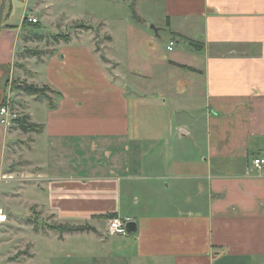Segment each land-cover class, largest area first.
<instances>
[{
    "label": "crops",
    "instance_id": "0c3cea01",
    "mask_svg": "<svg viewBox=\"0 0 264 264\" xmlns=\"http://www.w3.org/2000/svg\"><path fill=\"white\" fill-rule=\"evenodd\" d=\"M144 2L160 7V24L175 47L184 41L189 59L177 53L140 67L128 40L103 62L85 36L71 37L33 67L54 98L15 107L41 129L0 123V264L14 225L33 248L47 246L46 264L62 256L88 264H264V166L253 164L264 159V0H135L136 22L147 29L154 18L140 13ZM23 31L3 18L0 71L16 59ZM27 137L12 170V147ZM112 216L136 222L137 232L109 235ZM39 218L54 224L49 234L32 225ZM66 226L89 229L62 232Z\"/></svg>",
    "mask_w": 264,
    "mask_h": 264
},
{
    "label": "rangeland",
    "instance_id": "374dc122",
    "mask_svg": "<svg viewBox=\"0 0 264 264\" xmlns=\"http://www.w3.org/2000/svg\"><path fill=\"white\" fill-rule=\"evenodd\" d=\"M110 1L112 0H6L4 20L7 18L11 21L12 25L20 27L23 23L24 31L20 35L16 59L13 61V64L3 66L4 68L0 71H5V76L3 75L5 80L1 82L3 84L5 82L4 85L2 84L5 86L3 88L5 90V97L2 102L0 101V107L9 105L12 108L17 106L25 108L33 100L46 99V97L52 100L54 98V95L51 97L52 93L50 91L45 92L46 94L44 96L41 95V97L28 95L23 91L29 87L38 88L41 91L45 90L44 87L46 86L40 85L37 83L36 78H34L33 67L34 64L36 65L41 61L40 59L43 56L46 57L50 49L55 46L56 41L54 40V36H70L74 39L75 37L78 38V35L85 36L86 40L94 45L96 53L101 57L103 62L108 60L104 57L108 55V52L111 51V54H115V51H119L118 49L115 50L116 47L114 46H117V48L124 46L125 48L128 40L132 49V61L140 65V67H146L148 60L153 59L157 61L158 57L169 61L177 53H183L182 56L185 59L191 57L184 53L183 50L187 49L184 41L181 40L178 41L177 47L174 45L173 52L168 50V46H170V42L173 39V34L169 31L166 24L163 25L159 22V17H161L160 7L151 5L149 2H144L141 6L139 11L142 15L154 18L153 21L147 20L151 23L150 27L146 29V27L140 26L143 24L142 21H138L140 24L136 22L138 18L134 16L132 9V3L135 0H113V3L117 1L114 4H110ZM27 16L37 18L38 25H30L27 22ZM152 26L162 27L160 36L152 29ZM159 27L156 29H159ZM108 32L113 36L114 42L109 37ZM40 37L43 39L40 40ZM111 43L114 45L112 46ZM109 47L110 50L108 49ZM41 51L44 54L40 56L32 55L35 52ZM107 66L111 70L114 67L113 63ZM140 71L143 72L144 69H140ZM154 92L159 103L161 102L164 105L165 100H168L169 105L170 99L167 92H163L159 88H155ZM31 141L32 138L30 137L22 141L17 140L15 146L12 147L14 156L17 159L12 164V170L19 169V165L22 164V161L21 163L19 161V151L20 149L24 150V148L26 150V145L29 146V142ZM12 151L11 156L13 155ZM34 214L33 211L30 217L31 221L35 218ZM39 220L40 223L32 224L39 231L49 234L50 230L54 229V224L48 223L46 219L39 218ZM18 229H20L19 225L11 226L10 238L13 241L4 264H46L48 262L46 260L48 256L45 253L47 246L42 245L36 238L38 247L33 248L32 241L29 242L19 237L22 236L21 233L24 235V232H20ZM28 232L33 233V229L28 230ZM82 244L86 246L83 241L73 243V245L78 246ZM91 247L94 251L97 250V247L95 249L93 244ZM71 248L75 249V246H71ZM34 253H38L36 260L34 259ZM52 258L54 260V257ZM57 260H54V264H88L86 262L83 263V260L78 257L73 260V258L68 257L66 259V257L62 256Z\"/></svg>",
    "mask_w": 264,
    "mask_h": 264
},
{
    "label": "built area",
    "instance_id": "2783aa9c",
    "mask_svg": "<svg viewBox=\"0 0 264 264\" xmlns=\"http://www.w3.org/2000/svg\"><path fill=\"white\" fill-rule=\"evenodd\" d=\"M26 19H27V22L31 24H35L38 22V19L32 16H27ZM174 45L175 43L171 42L169 50H172ZM19 119H20L19 110L12 108L9 105L0 107V123L4 127L10 128L13 125V123ZM253 164L256 169H260L264 166V159L257 158L254 160ZM130 221H131L130 219H122V218H117V217L114 219H111L108 225L109 235L111 236L127 235L126 225Z\"/></svg>",
    "mask_w": 264,
    "mask_h": 264
},
{
    "label": "trees",
    "instance_id": "16d2710c",
    "mask_svg": "<svg viewBox=\"0 0 264 264\" xmlns=\"http://www.w3.org/2000/svg\"><path fill=\"white\" fill-rule=\"evenodd\" d=\"M132 9H133V12H134V16H136V13H135V10H134L133 7H132ZM29 24L30 25H38V22L35 23V24H31V23H29ZM39 39L41 40L43 38L40 37ZM54 40L56 41V43H61V42L67 43V42H70L71 41V37L70 36H68V37L67 36L66 37L65 36H54ZM187 41H188V44L193 49H195L196 51H201L203 49V44L202 43L195 42V41H192V40H187ZM50 53H52V52L51 51L48 52V54H50ZM42 54H44V52L41 51V52H35L32 55H34V56H40ZM177 66H179L181 68H184V69H187V70H191V71H195L196 72L195 69L190 68V67H186V66H182V65H177ZM44 88H45V90L43 89L41 91L38 88L29 87V88H26V89L23 88V89H25L23 91H25L28 95H36V96L41 97V95L44 96V94H46L47 91H50V89L48 87H44ZM17 123H19L20 128H21V130L24 133L36 132V131H39L41 129L40 126H38L36 124H32V123L27 122L26 117H23V118L17 120ZM114 218H116V216L115 217L114 216L110 217V219H114ZM62 228H61V231L62 232H69V233L83 232V231H86V230L89 229L87 227H82V226L81 227L80 226H77V227L66 226V227H62Z\"/></svg>",
    "mask_w": 264,
    "mask_h": 264
},
{
    "label": "water",
    "instance_id": "95a60500",
    "mask_svg": "<svg viewBox=\"0 0 264 264\" xmlns=\"http://www.w3.org/2000/svg\"><path fill=\"white\" fill-rule=\"evenodd\" d=\"M5 10H6V0H0V29L4 18ZM152 29L158 32L155 26H152ZM137 227L138 226L136 222L130 221L126 225V231L128 234H135L137 232Z\"/></svg>",
    "mask_w": 264,
    "mask_h": 264
}]
</instances>
